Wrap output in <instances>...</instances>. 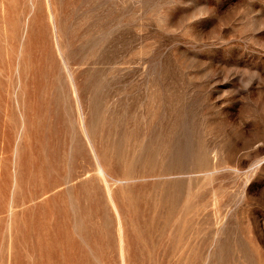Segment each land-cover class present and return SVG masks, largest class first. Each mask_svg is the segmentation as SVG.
<instances>
[{
    "label": "rangeland",
    "instance_id": "374dc122",
    "mask_svg": "<svg viewBox=\"0 0 264 264\" xmlns=\"http://www.w3.org/2000/svg\"><path fill=\"white\" fill-rule=\"evenodd\" d=\"M0 264H264V0H0Z\"/></svg>",
    "mask_w": 264,
    "mask_h": 264
}]
</instances>
